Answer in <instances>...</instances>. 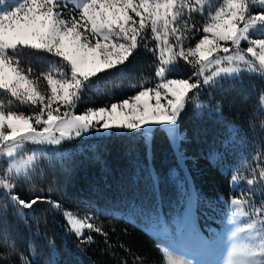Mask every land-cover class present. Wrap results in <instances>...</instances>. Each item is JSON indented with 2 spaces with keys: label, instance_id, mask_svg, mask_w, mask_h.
I'll list each match as a JSON object with an SVG mask.
<instances>
[{
  "label": "snow or ice",
  "instance_id": "obj_1",
  "mask_svg": "<svg viewBox=\"0 0 264 264\" xmlns=\"http://www.w3.org/2000/svg\"><path fill=\"white\" fill-rule=\"evenodd\" d=\"M193 14L205 23L189 24L195 21ZM191 30L202 35L194 46H186L185 33ZM149 31L154 47H149ZM242 42L246 48H241ZM141 51L152 54L151 66L159 81L154 87H144L142 82L134 95L120 102L76 113L77 104L90 90H98L107 76L123 75ZM28 57L40 64L38 71ZM181 61L191 66V75L168 78ZM241 74L264 78V0H220L218 4L208 0H77L74 4L72 0H0V92L7 97L0 99V164L6 165L0 166V189L6 190V199L20 218L26 215L22 209L32 215L34 206L49 204L51 214L63 217L65 232L70 230L78 238L80 250L79 244L93 243L84 230L101 233L100 228L62 211L61 202L45 197L43 190L28 199L17 191L37 175L47 153L63 156L59 146L64 142L103 132L109 138L139 136L147 160L154 132L162 131L174 154L178 153L177 168L169 170L172 179L182 170L181 159H187L182 149L187 140L180 130L182 114L208 107L193 97L211 99L210 93L223 81L239 79ZM14 102L26 105L30 113L12 110ZM210 111L224 120L219 102ZM227 127L234 134L238 131L231 124ZM252 171L247 189L240 186L236 174L232 176L234 191L241 195L229 198L226 206L231 210L225 212L221 231L204 237L205 251L215 257L210 264H264V194L257 206L258 188L252 187H264V168L258 177ZM148 176L155 196L159 174L153 177L149 171ZM182 183L179 191L187 198L188 209L177 219V231L196 234L191 209L200 196L187 176ZM54 191L48 189L50 194ZM48 243L53 249L54 241ZM157 248L167 256V264H183L168 255L170 248L160 244ZM10 249L9 255L15 252ZM186 257L188 264H205L196 256ZM22 262L30 264L23 256Z\"/></svg>",
  "mask_w": 264,
  "mask_h": 264
},
{
  "label": "trees",
  "instance_id": "obj_2",
  "mask_svg": "<svg viewBox=\"0 0 264 264\" xmlns=\"http://www.w3.org/2000/svg\"><path fill=\"white\" fill-rule=\"evenodd\" d=\"M193 15L195 21L189 20V24L195 22L199 27L205 23L199 15ZM185 35L189 37L186 46H194L202 33L191 30ZM150 40L149 36V47H154L156 42ZM28 59L38 71L40 64L34 57ZM152 62V54L141 51L123 75L107 76L100 81L98 90H90L77 104L76 113L120 102L134 95L142 82L144 87H154L158 78ZM192 71L190 65L181 61L177 72L169 78H187ZM40 88L45 89L43 81ZM261 94H264V78L258 74H241L239 79L223 81L221 87L210 93L211 99L208 95L197 97V103L208 107L199 112L186 109V114H182L180 130L187 137L182 149L187 159H181L182 170L172 179H169V170L177 168L178 153L174 154L167 134L162 131L154 132L147 160L142 139L127 135L83 137L59 146L63 156L48 152L37 175L29 183L20 185L19 195L28 199L41 195L43 190L45 197L61 202L62 211L87 219L101 233L86 228L84 234L91 235L93 243L79 244L78 250V238L70 230L65 232L63 217L59 213L51 214L49 204L34 206L32 215L27 214L30 210L22 209L26 215L20 218L6 199V190L0 189V254L4 257L0 264H23L22 256L30 264H53V261L88 264V260L91 264H166L165 255L157 248V244L164 246L162 233L153 234L143 226L163 228L185 214L187 198L179 191L185 176L193 192L200 196L192 206L191 215L201 234L211 225L221 228L227 219L225 212L230 210L226 206L229 198L241 195L234 191L232 176L236 174L240 186L247 189L246 179L252 178V170L258 177L259 169L264 168ZM0 99L7 97L0 92ZM217 102L224 120L210 111ZM11 107L25 114L31 111L18 102ZM228 124L238 131L232 133ZM149 171L153 177L159 174L155 196ZM252 187L258 188L255 199L259 206L264 187ZM49 188L56 191L50 194ZM102 233H107V237ZM50 240L54 241L53 249L49 248ZM10 246L15 248L11 255Z\"/></svg>",
  "mask_w": 264,
  "mask_h": 264
},
{
  "label": "rangeland",
  "instance_id": "obj_3",
  "mask_svg": "<svg viewBox=\"0 0 264 264\" xmlns=\"http://www.w3.org/2000/svg\"><path fill=\"white\" fill-rule=\"evenodd\" d=\"M76 2H77V0H72L73 4ZM208 2L212 3V4H218L220 2V0H208ZM205 6H208V4L206 3ZM257 10H260V9L257 7ZM70 14H74V13L71 12ZM148 35L150 36V31H149ZM257 35H259V34H257ZM195 36H197V35L193 34V37H195ZM246 46H247L246 42L241 43L242 49L246 48ZM171 79H174V78H171ZM44 86L46 88L45 83H44ZM196 98L197 97H193V100H195ZM105 134H107V133L101 132L97 136L105 135ZM85 137H88V136H85ZM26 147L31 149V148H36L39 146L29 145ZM28 154L30 155L31 151H29ZM245 209L247 210V208H245ZM241 223H243V220L241 221ZM146 228L150 232H154V233L157 232V230H158V228L154 227V226H150L149 228L148 227H146ZM195 229H196V231L200 232L199 227H195ZM209 229L213 230V232H208L207 235H205L202 232H201V235L198 232L196 234H191V233L184 234L183 231H177V224H176V222H174L172 225H166L162 229H159V230L164 237V241H165L164 247H168L171 249V251L168 253V255H170L172 257V259L176 260L177 262L183 261V264H188V260H187L186 256H196L201 261L205 262V264H210V262L213 261L215 259V257L211 254H208L205 251V244H206L205 238H208L209 236L213 235L214 233L220 232L221 229L216 228L215 225H211V227H209ZM242 235L243 234H241V236ZM165 261L167 264V256L166 255H165Z\"/></svg>",
  "mask_w": 264,
  "mask_h": 264
}]
</instances>
